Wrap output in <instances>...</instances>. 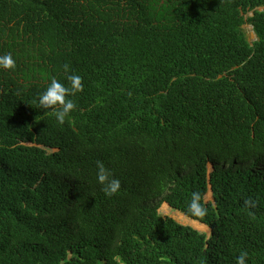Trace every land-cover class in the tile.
Listing matches in <instances>:
<instances>
[{
    "label": "trees",
    "instance_id": "16d2710c",
    "mask_svg": "<svg viewBox=\"0 0 264 264\" xmlns=\"http://www.w3.org/2000/svg\"><path fill=\"white\" fill-rule=\"evenodd\" d=\"M5 53L0 264H264V0H0ZM71 73L60 124L37 101Z\"/></svg>",
    "mask_w": 264,
    "mask_h": 264
},
{
    "label": "clouds",
    "instance_id": "9594fccd",
    "mask_svg": "<svg viewBox=\"0 0 264 264\" xmlns=\"http://www.w3.org/2000/svg\"><path fill=\"white\" fill-rule=\"evenodd\" d=\"M15 65L16 61L11 53L0 55V69H14ZM69 69L70 65L65 64V72H69ZM82 80V76L76 73H71L67 76L68 84L62 83L53 77L46 89L39 94L37 101L39 106L45 109H52V113L56 120L60 124H63L66 117H68L76 107L74 100L70 97L83 90L84 85ZM97 169V181L102 185V190L105 194L108 196L116 194L121 189L120 179L115 177L102 161H97ZM202 201L203 197L199 191H195L191 194V199L188 202L187 208L193 217L203 218L207 215L208 208ZM244 205L248 208H254L257 205V201L249 197L244 201ZM247 258L248 253L246 251H241L236 257V264H247Z\"/></svg>",
    "mask_w": 264,
    "mask_h": 264
},
{
    "label": "rangeland",
    "instance_id": "374dc122",
    "mask_svg": "<svg viewBox=\"0 0 264 264\" xmlns=\"http://www.w3.org/2000/svg\"><path fill=\"white\" fill-rule=\"evenodd\" d=\"M251 15H252V13H249V14H247V15L245 16V18H248V17H250ZM242 29H243V31H244V33H245V36H246V38H247V40H248L249 43H252L253 41L256 40V36H255L254 32L252 31V27H251L249 24H244V25L242 26ZM208 171L211 172V171H212V167L208 166ZM205 201H206V202L212 201V194H211V191H210V190H209V191L207 192V194L205 195ZM162 205H163V204H162ZM162 205H161L160 208L158 209L160 215H162V216H164V217H166V216H168V217H172V218H173L175 221H177L178 223H180V224H182V225L190 226V227H192V228L198 230L197 228H195L194 226H192L189 222L184 221L183 217H184L185 215H184L183 213H180L179 211H176V210L170 208L169 206H168L169 208H168L167 210H166V209H163ZM178 213H179V215H178ZM186 218H187V216H186ZM187 219L190 220V218H187ZM199 223H200V222H199ZM205 226H206V225H205ZM206 227H207V226H206ZM206 227L204 228V230H203V229H200V230H198V231H200L201 233L206 234V236H209V234H210V229H209V227H207V228H206Z\"/></svg>",
    "mask_w": 264,
    "mask_h": 264
},
{
    "label": "crops",
    "instance_id": "0c3cea01",
    "mask_svg": "<svg viewBox=\"0 0 264 264\" xmlns=\"http://www.w3.org/2000/svg\"><path fill=\"white\" fill-rule=\"evenodd\" d=\"M202 228H203V230H204L205 227H202Z\"/></svg>",
    "mask_w": 264,
    "mask_h": 264
}]
</instances>
